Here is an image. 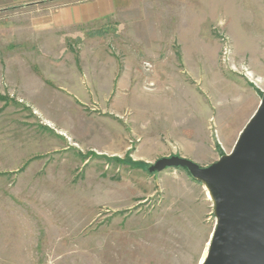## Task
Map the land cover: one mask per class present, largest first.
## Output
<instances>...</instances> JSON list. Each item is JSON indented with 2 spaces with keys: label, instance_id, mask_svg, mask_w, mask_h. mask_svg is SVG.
<instances>
[{
  "label": "rangeland",
  "instance_id": "obj_1",
  "mask_svg": "<svg viewBox=\"0 0 264 264\" xmlns=\"http://www.w3.org/2000/svg\"><path fill=\"white\" fill-rule=\"evenodd\" d=\"M0 8V264H199L215 229L178 156L229 154L264 92V0H117L67 31Z\"/></svg>",
  "mask_w": 264,
  "mask_h": 264
},
{
  "label": "water",
  "instance_id": "obj_2",
  "mask_svg": "<svg viewBox=\"0 0 264 264\" xmlns=\"http://www.w3.org/2000/svg\"><path fill=\"white\" fill-rule=\"evenodd\" d=\"M170 168L186 170L212 204L215 229L201 264H264V92L229 154L206 167L162 158L147 171Z\"/></svg>",
  "mask_w": 264,
  "mask_h": 264
},
{
  "label": "crops",
  "instance_id": "obj_3",
  "mask_svg": "<svg viewBox=\"0 0 264 264\" xmlns=\"http://www.w3.org/2000/svg\"><path fill=\"white\" fill-rule=\"evenodd\" d=\"M55 0H0V8L15 5L46 4ZM54 9H43L29 18L30 26L38 32L67 31L75 27L110 19L117 0H62Z\"/></svg>",
  "mask_w": 264,
  "mask_h": 264
},
{
  "label": "bare ground",
  "instance_id": "obj_4",
  "mask_svg": "<svg viewBox=\"0 0 264 264\" xmlns=\"http://www.w3.org/2000/svg\"><path fill=\"white\" fill-rule=\"evenodd\" d=\"M206 191V190H205ZM206 193H207V191H206ZM207 195H208V193H207ZM208 198H209V196H208ZM210 199V198H209ZM204 259V258H203ZM203 259H201V261H200V263L199 264H201L202 263V261H203Z\"/></svg>",
  "mask_w": 264,
  "mask_h": 264
}]
</instances>
